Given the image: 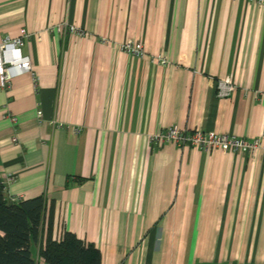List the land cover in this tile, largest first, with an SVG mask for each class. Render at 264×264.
I'll list each match as a JSON object with an SVG mask.
<instances>
[{"label": "crops", "instance_id": "0c3cea01", "mask_svg": "<svg viewBox=\"0 0 264 264\" xmlns=\"http://www.w3.org/2000/svg\"><path fill=\"white\" fill-rule=\"evenodd\" d=\"M22 29L34 75L8 90L0 78V183L9 201L45 199L37 264L67 232L102 264H264V151L150 140L172 125L262 135L263 5L0 0V44ZM129 40L144 58L120 49ZM225 78L236 89L219 98Z\"/></svg>", "mask_w": 264, "mask_h": 264}, {"label": "trees", "instance_id": "16d2710c", "mask_svg": "<svg viewBox=\"0 0 264 264\" xmlns=\"http://www.w3.org/2000/svg\"><path fill=\"white\" fill-rule=\"evenodd\" d=\"M0 183V264H37L33 247L44 229L45 199L9 201ZM46 264H102L101 252L72 233L54 239L51 234L40 250Z\"/></svg>", "mask_w": 264, "mask_h": 264}, {"label": "built area", "instance_id": "2783aa9c", "mask_svg": "<svg viewBox=\"0 0 264 264\" xmlns=\"http://www.w3.org/2000/svg\"><path fill=\"white\" fill-rule=\"evenodd\" d=\"M264 6V0H253ZM63 25H58L55 30L62 32L65 28ZM74 30V27H71ZM29 33L26 29L21 30V35L16 39L6 38L0 44V78L2 88L8 90L12 87V80L18 74H32L34 75L32 60L29 56L23 54V48L26 40L29 38ZM108 43L107 40H104ZM120 49L133 56L144 58L146 50L142 42L129 40L120 45ZM162 66L171 64L168 56L160 54L155 58ZM35 82L37 78L34 76ZM216 94L219 98H229L236 89L234 82L230 78L219 79L216 81ZM39 116L42 112L38 113ZM9 116V115H7ZM12 122L17 123V118L10 116ZM150 140L155 145L161 144H175L179 148L194 147L199 150H208L211 148H219L226 152L234 150L236 152H243L247 154H255L262 150L264 151V132L261 136L252 140L245 138H238L236 136L214 133L190 131L180 128L178 125H172L165 128L150 137ZM16 141V140H14ZM11 183L13 179L9 180ZM13 201H20L21 199H12Z\"/></svg>", "mask_w": 264, "mask_h": 264}]
</instances>
